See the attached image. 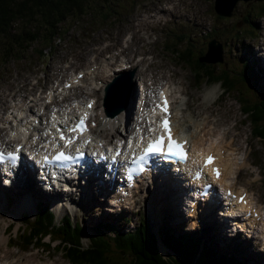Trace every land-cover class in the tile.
<instances>
[{
  "label": "rangeland",
  "instance_id": "obj_1",
  "mask_svg": "<svg viewBox=\"0 0 264 264\" xmlns=\"http://www.w3.org/2000/svg\"><path fill=\"white\" fill-rule=\"evenodd\" d=\"M150 1L120 0L121 4L119 6L116 5L117 0H110L104 10H108L112 6L114 11L105 19L97 16L95 12L77 18L74 16L69 17L62 26L63 32L51 40H39L34 46L36 48H29L24 52H13L11 49L2 51L0 53V113L12 104L10 99H6V90L16 92L22 87L30 86L32 88L30 90L31 94L27 95H31L29 96L31 98L34 94L39 95L33 85L35 80L44 81L52 73L51 70L58 60L65 58V56H69L73 61L81 62L83 59L82 55H85L82 52V43L92 30L98 33V39L103 42V45L109 43L110 46L113 43V39L109 32L114 27L120 29L123 26H127L129 22L132 23L131 27L134 29L144 27L154 29L157 38L162 39L161 44L165 51L172 48V51L177 49L180 53H183L188 47V56H190L192 62H195L197 55L205 51L207 36L216 37L221 41L222 50L218 52L216 51V46H211L208 53L212 57L208 56L211 58L210 60H215L210 62L212 64L211 67L215 68V74H220L224 66L229 67L231 72L238 75V77L230 78L233 80L237 78L240 84L241 80L248 83L247 78H253L252 74L248 75L246 71L241 72L234 68V65H236L237 57H251L264 52V45H261V41L263 43L264 40L262 39L264 12L261 13V10L264 9V1L238 0L232 13L227 17L214 11L213 0H161L163 2L160 3H158L159 0L151 3ZM230 3L229 1L222 7L225 13H227ZM155 5V9H152ZM259 22H261L260 25L262 27L257 25ZM26 26V21L25 23L18 21L15 23L13 30L25 28ZM119 35H121V31ZM153 36L154 34L146 38V33L139 32L137 37L138 40L145 41L146 44L143 49L146 52L155 50V53H158V50L149 44V40ZM259 47L260 49H258ZM37 48L42 50L41 54L44 57L41 56ZM160 57L161 59H158V61L163 63L161 66H166L167 69L171 68L175 74L174 79L183 83V87H185L189 95H192L198 102L201 101L196 113L197 118L208 116L205 124L211 122L216 129L215 132L225 135L228 141L234 139L233 143L241 146V149H237L239 152L238 156L240 158L246 155V160L250 164L248 163V166L242 167L233 180L237 184L246 187L251 192L253 199H255V203L263 210L260 204L264 205V139L253 134L250 121L251 113H249V109L242 107L241 98L235 89V84L233 85V80L227 79L222 82L218 78H210L206 83L200 84L202 77L195 78L191 65L181 61L180 55L173 53V55H160ZM219 59H222V61H219ZM224 63H227V65ZM254 73L261 80L262 77H259V73L255 70ZM256 81L258 82V80ZM259 83L264 85L263 80ZM251 85L256 89V91L252 92V100L256 103L262 101L264 98L259 95L257 88L253 84ZM214 88H216L215 91H213ZM262 89L264 90V87ZM23 94L24 92H20L17 98H20L19 96ZM212 95H216L215 99H211ZM127 96L128 94H126ZM24 97L29 105L33 102V100L29 101L28 96ZM245 97L248 98L247 95ZM118 104H120V101H118ZM249 104L251 105V101ZM23 196L24 194L20 199ZM29 198L33 202L32 197ZM20 201L17 200L15 204L12 202L11 206L19 207L23 205L27 209H32L30 202H28L29 207H27L26 204L28 203H25V201L20 203ZM2 207H4L5 211L11 209V207L7 208V205H2ZM89 207L87 202L81 205L80 200L77 199L76 206L70 210L72 219L78 220L84 228V242L89 241L87 235L95 234L90 228L96 226L100 219L97 215V208L91 210ZM165 207L167 206L165 205ZM142 210L147 213L149 223L154 224L156 223L154 220L159 221V217L157 219L154 218L144 205L143 209L141 207L134 214L130 222L131 226L128 223H124L122 228L124 230L134 229L138 224V216ZM170 210L168 208L169 212ZM62 212L64 211L62 210L60 213ZM25 213L30 214L29 212ZM2 214L6 219L10 216L4 212ZM162 217L167 218L164 213H162ZM14 218L9 222V225H13V229H11L13 233L16 232L17 227L21 224V221ZM6 219H3V221ZM167 220V225H170L172 229L182 228L187 231L185 226L175 223L173 219L168 217ZM3 221L0 220L1 224L5 223ZM0 227L7 228L2 230V235L6 240L8 239V242L0 239V255H14L15 259L19 258V256L27 257L22 264H25V262L26 264H35L38 261H42L44 264H68L59 256V253H54L52 250L50 253L45 254L38 251L39 249H31L32 245L39 246L44 244L45 247L47 244L59 245L65 238L63 231H52L46 237L48 240L42 243L43 235L37 233L41 229L38 225L33 224L31 230L27 233H23L22 229L19 228L21 230H19L16 237L10 233L8 226ZM64 228L67 231L72 230L71 228ZM193 229L195 230V227ZM199 237L201 241H204V244L210 243V245H213L215 243L219 250H229L232 254L245 257L249 263L264 264V250L260 251V253L250 251L248 246L251 243L249 242L247 244L246 241L244 243L243 241H236L239 247L245 249V253L241 252L238 247L233 251L232 247H230L232 244L228 239L223 242L220 241L214 235L213 230L211 228L205 229V226L197 227L194 232H189V239H191L193 244L198 241ZM12 244H15L21 250L23 248L30 250L16 252V247L11 246ZM162 250L166 251L165 248H162ZM1 251L5 253H1ZM195 252V256L200 255L198 249ZM68 253L74 259V254L69 248ZM80 257H83V255H80ZM27 259H30V261ZM15 264L21 263L16 262Z\"/></svg>",
  "mask_w": 264,
  "mask_h": 264
},
{
  "label": "trees",
  "instance_id": "obj_2",
  "mask_svg": "<svg viewBox=\"0 0 264 264\" xmlns=\"http://www.w3.org/2000/svg\"><path fill=\"white\" fill-rule=\"evenodd\" d=\"M110 0H0V53L4 50L24 52L34 47L39 40H51L62 28L69 17H81L96 13L101 18H107L114 11L108 6ZM117 0L116 5H118ZM116 8V7H115ZM264 9L261 10V13ZM25 23L26 27L13 30L16 22ZM43 48V47H42ZM41 54L42 50L37 48ZM189 55V54H188ZM203 57H197L192 62L190 56L185 61L203 69L208 78L214 77L222 82L230 77H238L231 72L229 67L223 66V71L214 76L215 68L211 63H201ZM226 64V63H224ZM247 78V77H246ZM233 80V79H231ZM248 83L244 80H233L235 89L241 98L243 108H254L250 114L252 131L264 138V99L258 103L251 98L252 92L256 91L261 97L264 93L261 87L249 78ZM251 83V84H250ZM248 96V98L245 97ZM251 101V105L249 104ZM51 211L46 208L43 218L37 225L44 231L51 229L54 232H62L61 228L51 224ZM36 225V224H35ZM114 229V228H113ZM145 226L135 234H120L117 229L111 236L107 232L98 231L90 238L88 244L83 245L81 232L75 228L64 231V241L70 244L69 249L77 259L78 264H251L246 258L226 256L218 247L204 245L199 256H195L196 243H192L189 234L184 232H165L166 244L170 250L164 256L154 236ZM206 246V247H205ZM83 255V257H80ZM86 259V260H84ZM82 261V262H81Z\"/></svg>",
  "mask_w": 264,
  "mask_h": 264
},
{
  "label": "bare ground",
  "instance_id": "obj_3",
  "mask_svg": "<svg viewBox=\"0 0 264 264\" xmlns=\"http://www.w3.org/2000/svg\"><path fill=\"white\" fill-rule=\"evenodd\" d=\"M262 35H263V39H264V32ZM261 44L264 45V40H263V43H261ZM100 52L101 51H99V53ZM108 77H112V75L111 76L104 75L102 77V80L105 81L108 79ZM128 80H129V78H123L119 83H117L113 87L109 84V86H108L109 93H108L105 101H103V103L107 102V108H109L110 110L118 109L120 107V105H118V101H120V103H122L125 100H127L125 104H127L128 106L131 105L132 93H130V95H129L130 83ZM83 83H84L85 87L88 88L87 85H89V88H92L94 86H98L100 84V80L99 79H90V80L84 81ZM102 84L105 86L106 83L102 82ZM215 89L216 88H214L213 91H215ZM214 93H216V92H214ZM126 94H128L127 97H126ZM36 96H38V97H36ZM45 96H47L46 93H45ZM111 97H112L113 101L110 99ZM215 97H216V95H212L211 99H215ZM32 100H38V103H35V105H37L39 107L36 108L35 110L31 109L30 106H32V105L27 104L25 102V99H22L21 103H14V108H15L17 114L22 115V117L24 119V123L22 124V126H24V127L28 126V120H27L28 112L29 113L33 112V114H35V116L32 118V119H34L32 121L33 128L28 129L29 133L37 127V125H35L36 123H34V122H35V120H39V118H36V114L40 113V111H39L40 108L44 109V107H46L49 110V114L44 118V122L50 116L60 117L61 120H63V121L67 120L64 118H68V116L58 114L59 111H58L57 107L54 106L53 104L50 103V105H47V106L44 105V95L39 96V95L34 94ZM101 107H103V106L101 105ZM110 107H114V109L110 108ZM114 114H115V112L111 115H104L100 111V113H99V128H98L100 134H105V130L103 129V127H109L111 129H113L115 127V121L117 119L119 120V123H120L122 112L120 111L116 115H114ZM39 116H40V114H39ZM182 116H183L184 120L187 119L188 122L192 123V126H193V129H191L187 133L188 137L190 139L192 148L195 150L198 148H200V149L206 148L207 149V148L213 147L215 151H218L219 152V162L222 164V168H223L218 182L220 184H223L224 186H230L229 183H231L232 186L237 190L238 189L237 183L233 181V177L236 175L238 168L248 166L247 165L248 163L250 164V162H248L246 160V155L244 157L239 158L238 150L241 149V146L239 144H234L233 143L234 139H231L230 141H228V139L225 137V135L221 134L220 132H215L216 129L214 128V125L211 122H208L207 124H205V122H207V120H208V116H204L203 118H197L196 112H194L189 105L187 106V108H186L185 112L182 114ZM9 119L14 120V117H6V118L0 117V124L8 125ZM17 129H18L17 127L14 128V130H16V131H17ZM210 133H212V134H210ZM46 135H47V137L52 136V131L51 132L48 131L46 133ZM216 139H217V143H216V145H213V142L216 141ZM217 147H223L225 152L224 153L220 152ZM27 181H28L27 178L23 179L22 177H19L17 180V186L19 188H21ZM93 185H95L94 184V178H91L89 180L88 184L84 188H82L83 197H90L92 195L91 189H92ZM164 186H166V185H164ZM240 189H243V186H241ZM190 192H191V190H190ZM0 194H1V192H0ZM151 196L153 198V208H154L155 212H158L159 210H165L166 212L168 211V208L165 207V204H164L163 193L160 190L154 191L151 194ZM29 197H33L32 192L30 189H26L24 192V196L20 199L21 200L20 203L25 201V203L30 202L31 204H33L34 202H31ZM196 198H198L200 200V207L203 209L207 208V206L210 205L211 203L218 201V200L206 197V196H204L203 198H201L200 196H196ZM251 198L252 197L250 194V202L252 203ZM110 201L112 202V200H110ZM254 201H255V199H254ZM149 205L150 204L148 202V206ZM26 206L29 207V203L26 204ZM237 206L239 208V205H237ZM260 206L263 207V213H264V205L260 204ZM19 207H24V206L20 205ZM209 211H211V210H209ZM16 214L18 215L19 212H17ZM209 218H212V216L210 215ZM3 219H6V218L3 217L0 220L3 221ZM245 219H247L251 224H254V222H255L254 218L251 216L245 217ZM194 221L195 220H193V222ZM260 221H258V223ZM3 222H5L4 224H6L8 222V220L6 219ZM214 223H215L214 225H216L218 227V230L221 232V230H222L221 223L219 221H215ZM249 226L251 227L252 225H249ZM263 227H264V220H263ZM1 237H2V238H0L1 240L5 239V237H3V235H1ZM161 250H162V248H161ZM162 252L165 253L166 251L162 250ZM26 258L27 257H25V259ZM27 260L30 261V259H27ZM0 264H5V262L2 259H0ZM25 264H26V262H25Z\"/></svg>",
  "mask_w": 264,
  "mask_h": 264
},
{
  "label": "snow or ice",
  "instance_id": "obj_4",
  "mask_svg": "<svg viewBox=\"0 0 264 264\" xmlns=\"http://www.w3.org/2000/svg\"><path fill=\"white\" fill-rule=\"evenodd\" d=\"M163 96L164 94L161 93ZM89 107H91V104H89ZM158 107L161 108V111L165 113V115L162 116L160 120V125L162 131L160 134L152 139V141L148 144L147 148L144 150V156H147L149 154H158L164 157H176L180 160H186L187 157V151L184 148V144L187 143L181 142L177 140L173 134L171 129V121L169 119L168 113V100L165 98L161 105H158ZM87 117V113L84 114L83 117L79 119L77 123H75L73 126H70L66 129L67 132L70 133H83L86 131V124L85 120ZM55 119V117H53ZM59 133V140L64 141L65 145L70 146L76 139H78V135H65V129H57ZM151 131H155V129H151ZM55 139V137L53 138ZM90 142V138L88 141H85V143ZM59 146V145H57ZM119 153H117L118 155ZM79 155H83V153H79ZM11 159V161L14 163L18 159V154L14 152H9L7 155H5L2 151H0V161L5 159ZM144 157L142 156L141 159ZM44 159L47 161L49 159L48 156H45ZM51 159L55 161H67L70 159H73V157L69 154H66L63 150L59 151L57 154L51 157ZM214 160V157L209 156L207 157L206 163L211 164ZM143 170V167L140 169ZM217 177L220 175L219 169L214 170ZM201 175V172L196 173V178L198 179ZM231 195V193H229ZM241 202H244V197L241 196L239 198Z\"/></svg>",
  "mask_w": 264,
  "mask_h": 264
},
{
  "label": "clouds",
  "instance_id": "obj_5",
  "mask_svg": "<svg viewBox=\"0 0 264 264\" xmlns=\"http://www.w3.org/2000/svg\"><path fill=\"white\" fill-rule=\"evenodd\" d=\"M120 4H121V2H120V0H119L118 5L120 6ZM61 31H62V28H61L60 31L57 33V35H58L59 33H61ZM57 35H56V36H57Z\"/></svg>",
  "mask_w": 264,
  "mask_h": 264
},
{
  "label": "water",
  "instance_id": "obj_6",
  "mask_svg": "<svg viewBox=\"0 0 264 264\" xmlns=\"http://www.w3.org/2000/svg\"><path fill=\"white\" fill-rule=\"evenodd\" d=\"M224 1H225V0H224ZM234 3H235V0L231 3L230 8L234 5Z\"/></svg>",
  "mask_w": 264,
  "mask_h": 264
}]
</instances>
